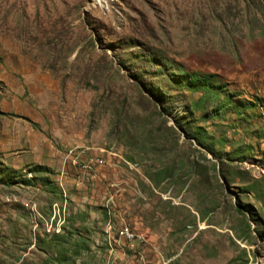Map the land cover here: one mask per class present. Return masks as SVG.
<instances>
[{"label":"rangeland","instance_id":"374dc122","mask_svg":"<svg viewBox=\"0 0 264 264\" xmlns=\"http://www.w3.org/2000/svg\"><path fill=\"white\" fill-rule=\"evenodd\" d=\"M0 264H264V0H0Z\"/></svg>","mask_w":264,"mask_h":264},{"label":"built area","instance_id":"2783aa9c","mask_svg":"<svg viewBox=\"0 0 264 264\" xmlns=\"http://www.w3.org/2000/svg\"><path fill=\"white\" fill-rule=\"evenodd\" d=\"M67 158H69V159L71 158V163L73 166H79L78 158L76 157V151L69 149L67 151ZM90 163H93V162L88 161V163L83 164L82 169L87 168ZM123 235H125V242H132V241H136V240H139V241L141 240L140 237H138L134 233H132L129 230V228L124 227Z\"/></svg>","mask_w":264,"mask_h":264},{"label":"bare ground","instance_id":"6f19581e","mask_svg":"<svg viewBox=\"0 0 264 264\" xmlns=\"http://www.w3.org/2000/svg\"><path fill=\"white\" fill-rule=\"evenodd\" d=\"M85 169H86V168H85ZM120 236L125 238V235H123V233H121Z\"/></svg>","mask_w":264,"mask_h":264}]
</instances>
